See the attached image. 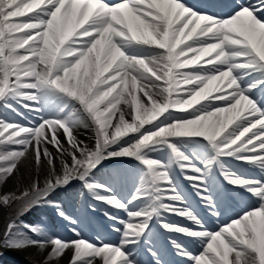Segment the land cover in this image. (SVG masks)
I'll return each instance as SVG.
<instances>
[{
	"label": "snow or ice",
	"instance_id": "snow-or-ice-1",
	"mask_svg": "<svg viewBox=\"0 0 264 264\" xmlns=\"http://www.w3.org/2000/svg\"><path fill=\"white\" fill-rule=\"evenodd\" d=\"M0 109L20 118L0 112V249L36 248L40 264H170V245L192 264H264V0H0ZM74 184L92 213L106 206L118 243L85 239L53 199ZM45 206L75 238L25 219Z\"/></svg>",
	"mask_w": 264,
	"mask_h": 264
},
{
	"label": "rangeland",
	"instance_id": "rangeland-1",
	"mask_svg": "<svg viewBox=\"0 0 264 264\" xmlns=\"http://www.w3.org/2000/svg\"><path fill=\"white\" fill-rule=\"evenodd\" d=\"M174 111V114H181L180 111ZM188 111V110H186ZM25 123H27V121H25ZM61 139L63 140V137H61ZM22 169H20L21 173L24 174L25 176V180H27V176H28V170L24 167V166H21ZM41 182H42V179H44L43 176H41ZM13 187V181L12 180H9L7 182V184H5L3 186V190L4 191H9L11 188ZM78 185H75L73 186L70 190H65V191H60L58 193L57 196H70V195H73L74 191L73 190H76L78 189ZM65 192V193H64ZM55 197L54 199L56 200L58 197ZM97 207V215H103V210L100 209V206L97 204L96 205ZM42 208H45V207H42ZM50 208V207H49ZM39 209L41 208H36L34 209L33 211H38ZM51 209V212L55 214L54 210L52 208ZM239 210V209H237ZM29 216H31V213H29L27 215V217L25 218L28 222H32V223H37L41 226V223L38 221V220H31L29 218ZM32 217V216H31ZM53 224V222H52ZM99 227V226H98ZM53 229V230H52ZM55 232L53 234H58L62 239H67L69 237L67 231L65 228H55V227H51L50 228V232ZM105 233V234H104ZM102 233L103 235L100 236L98 235V233H96L95 231L92 232V231H86V235L90 236V237H95L96 239H101L103 241H107V240H115L116 237H115V234L113 232H109V231H106ZM0 251L3 252V255L0 256V264H40V262L44 259H42L41 255H39L38 253H36L34 250H32V248H26L22 251H14V250H9L7 248H3V249H0ZM34 252V253H33ZM38 254V255H37ZM40 256V257H39Z\"/></svg>",
	"mask_w": 264,
	"mask_h": 264
},
{
	"label": "bare ground",
	"instance_id": "bare-ground-1",
	"mask_svg": "<svg viewBox=\"0 0 264 264\" xmlns=\"http://www.w3.org/2000/svg\"><path fill=\"white\" fill-rule=\"evenodd\" d=\"M189 56H191V54H189ZM204 60H207L208 59V57H204L203 58ZM203 62V61H202ZM201 62V63H202ZM158 83H163L162 81L161 82H158ZM179 88H181V89H183V88H185V87H188V86H185V85H179L178 86ZM223 87V86H222ZM215 88V85H213V89ZM217 93L215 92V91H212V92H210L209 93V95H216ZM138 95L139 96H143V93H139L138 92ZM195 106H197V105H194L193 107H195ZM188 109H190V108H188ZM188 109H185V110H188ZM89 135V133H87L86 132V130H84V129H80V138L81 139H87V136ZM132 135H135V134H132ZM161 155H163V154H161ZM247 165V164H246ZM20 169H22V168H20ZM177 169V168H176ZM176 173H177V176L179 177V179H181L182 181H184V183H186V184H189V181L188 180H186L182 175H180V169L178 168L177 169V171H176ZM42 178V177H41ZM42 182H43V179H42ZM73 189V188H72ZM62 190H64V189H61V190H58V191H62ZM57 191V192H58ZM71 191V190H70ZM74 191V190H73ZM65 193V192H64ZM56 195V193L54 194V196ZM53 196V197H54ZM76 197H78V199H79V202L80 201H82V202H86V201H88V200H90L91 201V197H87V196H84V197H82V196H76ZM72 200H74L73 199V197L71 196L70 197ZM66 199V198H65ZM67 200V199H66ZM92 202V201H91ZM94 203V202H93ZM74 206L77 208V206H78V204L76 203V204H74ZM74 207V208H75ZM200 209H201V211L205 214V215H207V212H206V210L204 209V207H203V205L201 204L200 205ZM69 212H71V213H73L74 215H76V216H80L81 217V219L84 221V223H83V225H82V229L83 228H86L87 227V224H88V222L90 221V218H88L87 216H85L84 214H82L81 213V211H78V210H76V209H70L69 210ZM116 215H118L119 216V214L118 213H115ZM167 215V214H166ZM166 215H165V217H166ZM208 216V215H207ZM35 219L37 220H40L41 221V219L42 218H39L38 216H36L35 217ZM167 221H169V222H172V220H171V218L170 217H168V219L167 218H165ZM185 219V218H184ZM43 220H44V223H42V225H41V227H43V228H45L46 229V223H47V220H46V218L45 217H43ZM86 220V221H85ZM88 221V222H87ZM30 222V221H29ZM103 223L106 225V228L108 229V230H110V231H113L112 230V224H113V222L112 221H109L108 219H103ZM65 224L66 225H69V223L68 222H65ZM185 226H189V227H192V225L190 224V222H188V224H184ZM53 230V229H52ZM164 232V230L162 231V233ZM51 234V233H50ZM53 237H56L55 235H53V234H51ZM84 236V235H83ZM179 241L181 242V243H183L188 249H189V251H190V245L192 244V242H193V240L191 239V238H188V237H186V236H184V235H182V234H179ZM72 238H75L74 236L72 237ZM84 238L85 239H87V240H89V241H91V242H93V243H95L97 240H95V239H92V238H88V237H86V236H84ZM119 240V239H118ZM118 240H116V241H114V242H112L113 244H115V243H118ZM168 248H169V251L171 252V253H174V252H172L171 251V246L170 245H168ZM32 250H34L36 253H38V251H37V249L36 248H32ZM201 249L199 248V250L198 251H196V252H192V251H190V252H192V253H194V254H198L199 253V251H200ZM34 253V252H33ZM39 255H41L42 257V259L44 258V255L43 254H40V253H38ZM37 254V255H38ZM40 257V256H39ZM69 257H70V253L68 254V255H65L62 259H61V261H60V264H67V261H68V259H69ZM190 264H192V262H190Z\"/></svg>",
	"mask_w": 264,
	"mask_h": 264
}]
</instances>
